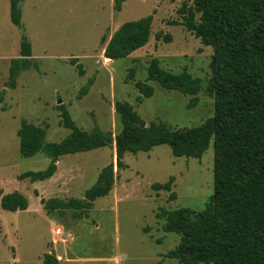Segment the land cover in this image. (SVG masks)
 Instances as JSON below:
<instances>
[{
	"label": "rangeland",
	"instance_id": "rangeland-1",
	"mask_svg": "<svg viewBox=\"0 0 264 264\" xmlns=\"http://www.w3.org/2000/svg\"><path fill=\"white\" fill-rule=\"evenodd\" d=\"M185 2L193 0H126L115 11L114 0H23L18 27L11 21L9 0H0V189L28 199L25 210H7L0 202V264H43L46 253L58 264H182L167 255L178 246L180 234L166 231L165 220L156 214L161 207L205 208L214 191L213 141L201 158L175 156L167 144L127 152L123 168L117 166L115 147L123 128L118 101L131 103L146 124L160 120L175 130L200 125L214 113L207 86L214 48L182 24ZM147 15L153 16L148 43L126 57L106 58L112 34L124 22ZM23 35L34 58L10 87L11 61L20 57ZM151 64L175 73L186 69L201 78L196 104L189 106L192 95L148 79ZM142 82L153 86L150 97L140 92ZM63 108L80 128L110 132L112 143L60 156L50 178L20 179L23 172L43 170L51 162L43 151L22 156L21 122L45 127L46 140L59 142L71 132L62 124ZM110 163L115 174L111 191L82 217H75L74 209L45 208L42 199L84 198ZM171 177V190L153 187Z\"/></svg>",
	"mask_w": 264,
	"mask_h": 264
},
{
	"label": "trees",
	"instance_id": "trees-1",
	"mask_svg": "<svg viewBox=\"0 0 264 264\" xmlns=\"http://www.w3.org/2000/svg\"><path fill=\"white\" fill-rule=\"evenodd\" d=\"M125 1L114 0V10L120 11ZM22 2L10 0V18L18 27L22 26ZM180 12L182 24L214 48L207 84L214 95V113L200 125L175 130L160 120L146 124L131 103L118 101L116 112L123 128L116 135L117 166H126L127 152L149 151L161 144L169 145L175 156L201 158L213 141L214 191L205 208L161 207L156 214L165 220L166 231L181 236L178 246L167 255L182 264H264V0H193L192 4L183 3ZM152 19L147 15L124 22L107 42L104 56L122 58L145 46L152 33ZM105 40L103 35L102 42ZM31 56V43L23 35L20 57L11 61L8 86L15 87L21 71L32 66ZM77 67L82 74V64L77 63ZM148 79L192 95L190 107L196 104L202 87L201 78L186 69L175 73L157 64L148 68ZM138 87L145 97L153 94L152 85L142 82ZM62 124L71 129L70 134L59 142H48L45 127L21 122L18 136L22 156L43 151L51 162L43 170L23 172L20 179L50 178L60 156L101 148L113 141L110 132L77 126L64 108ZM172 180L154 183L153 187L171 190ZM114 181V164L110 163L102 168L84 198L54 197L42 199V203L50 212L57 207L74 209V216L82 217L97 198L111 191ZM0 202L12 211L28 207L27 197L18 191L3 194L0 189ZM58 262L53 254L44 255L43 264Z\"/></svg>",
	"mask_w": 264,
	"mask_h": 264
},
{
	"label": "crops",
	"instance_id": "crops-1",
	"mask_svg": "<svg viewBox=\"0 0 264 264\" xmlns=\"http://www.w3.org/2000/svg\"><path fill=\"white\" fill-rule=\"evenodd\" d=\"M9 10H10V0H9ZM22 13H23V11H22ZM31 58H34V57H33V52H32V56H31Z\"/></svg>",
	"mask_w": 264,
	"mask_h": 264
},
{
	"label": "bare ground",
	"instance_id": "bare-ground-1",
	"mask_svg": "<svg viewBox=\"0 0 264 264\" xmlns=\"http://www.w3.org/2000/svg\"><path fill=\"white\" fill-rule=\"evenodd\" d=\"M55 232H56V233H58L59 231H58V230H56Z\"/></svg>",
	"mask_w": 264,
	"mask_h": 264
},
{
	"label": "built area",
	"instance_id": "built-area-1",
	"mask_svg": "<svg viewBox=\"0 0 264 264\" xmlns=\"http://www.w3.org/2000/svg\"><path fill=\"white\" fill-rule=\"evenodd\" d=\"M58 231H60V229H57Z\"/></svg>",
	"mask_w": 264,
	"mask_h": 264
},
{
	"label": "water",
	"instance_id": "water-1",
	"mask_svg": "<svg viewBox=\"0 0 264 264\" xmlns=\"http://www.w3.org/2000/svg\"><path fill=\"white\" fill-rule=\"evenodd\" d=\"M117 162H118V158H117Z\"/></svg>",
	"mask_w": 264,
	"mask_h": 264
}]
</instances>
